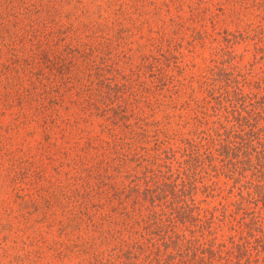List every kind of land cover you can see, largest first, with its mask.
<instances>
[{
	"label": "trees",
	"instance_id": "trees-1",
	"mask_svg": "<svg viewBox=\"0 0 264 264\" xmlns=\"http://www.w3.org/2000/svg\"><path fill=\"white\" fill-rule=\"evenodd\" d=\"M105 5L113 13L114 7L123 12L129 3L0 0V115L10 117L1 130L29 122L35 133L41 130L48 145L58 119L72 126L57 114L74 106L110 126L125 128L122 137L105 141L114 150L128 146L144 151L147 143H153L156 152L150 160L137 152L131 156L128 165L134 163L133 170L127 169L126 158L110 165L114 170L105 172L106 179H111L112 171L124 175L119 178L122 184L113 182L108 188L101 181L102 189L90 197L97 199L101 190L107 191L113 198L107 207L115 204L88 223L98 235L96 240L107 247L95 256L90 245L89 264H264V257L259 260L264 255V89L223 62L207 70L197 87L200 96L192 81L178 82L179 89L169 83L182 99L181 108L194 114L196 125L187 135L168 134L161 122L145 118L136 117L131 123L134 109L127 113L125 97L135 96L145 85L144 69L155 79L160 74L159 82L165 80L158 66L171 55L172 41L153 38L138 62H124L129 73L106 58L102 43L67 42L68 36L90 33L86 37L92 38L95 30L100 31L93 19L101 20ZM174 103L172 98L169 110L177 107ZM219 175L233 183L230 194L237 191L235 198L220 209H203L194 198L198 183Z\"/></svg>",
	"mask_w": 264,
	"mask_h": 264
},
{
	"label": "rangeland",
	"instance_id": "rangeland-1",
	"mask_svg": "<svg viewBox=\"0 0 264 264\" xmlns=\"http://www.w3.org/2000/svg\"><path fill=\"white\" fill-rule=\"evenodd\" d=\"M122 1L129 3L123 12L114 7L113 13H108L105 5L101 20L94 16L101 26L92 38L86 37L90 33L81 38L68 36L67 42L88 46L102 43L106 58L129 73L124 62H138L150 41L163 36L172 41L171 55L158 68L166 76L163 82L173 81L174 89H179L180 81H192L196 96H200L197 87L207 70L223 62L225 68L235 67L254 87L264 89V0ZM91 11L97 14V10ZM159 76L152 78L142 70L145 85L135 96L125 97L127 113L131 115L134 109L131 123L136 117L145 118L149 123L161 122L168 134L187 135L196 125L194 114L181 108L182 99L175 96L172 85L163 87ZM172 98L177 107L169 110ZM67 107L70 109H61L57 115L72 126H64L58 119L60 126L52 127L48 145L41 130L35 133V125L29 122L22 120V124L0 128V264H89L90 245L95 256L107 247L96 240L98 235L88 223L115 204L107 207L113 199L107 191L101 190L103 194L97 199L90 197L102 189L101 181L108 188L113 182L122 184L119 178L124 175L112 173L114 169L109 167L117 160L126 158L128 165L136 152L148 160L156 152L153 143H147L144 151L128 146L114 150L105 141L113 140L114 135L122 137L123 126H110L101 117ZM9 121L8 114L0 115V127ZM198 127L205 128L200 123ZM130 166L127 169L133 170L135 164ZM108 170H112V181L106 179ZM203 185L209 187L205 192ZM198 186L194 198L208 210L229 205L237 192L230 194L233 183L223 175L206 176ZM78 194L82 197L76 198ZM223 233L228 234L226 229Z\"/></svg>",
	"mask_w": 264,
	"mask_h": 264
}]
</instances>
